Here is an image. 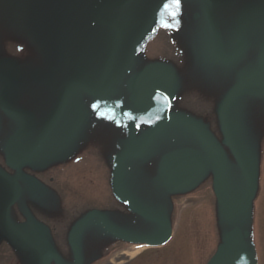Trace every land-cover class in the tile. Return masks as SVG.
Returning a JSON list of instances; mask_svg holds the SVG:
<instances>
[{"label": "rangeland", "instance_id": "rangeland-1", "mask_svg": "<svg viewBox=\"0 0 264 264\" xmlns=\"http://www.w3.org/2000/svg\"><path fill=\"white\" fill-rule=\"evenodd\" d=\"M15 1V0H13ZM97 0H93L95 2ZM151 0H146L145 3L150 2ZM247 1H250L251 3H258L260 0H224L225 6L215 11V17L217 21V16L220 12L225 11L226 9H229L232 11V14L236 13L238 10H240V7L247 3ZM10 2V0H9ZM190 2H188L189 4ZM84 10L88 11V15L86 17L82 18V21L80 22L81 25H85L89 21V13L90 9L88 6L83 7ZM91 8V7H90ZM41 9V8H39ZM89 9V10H88ZM65 10V9H64ZM63 10V11H64ZM14 12V11H13ZM105 12V9L102 13ZM120 13V11H119ZM129 13L126 15L125 18L135 17L136 11H134V15L131 14V12L128 10ZM118 20L119 21H125L120 18V15L118 14ZM136 21V20H135ZM27 22V21H26ZM73 22V20H72ZM19 23V21H18ZM18 23L16 20L10 15L9 13H6L5 16H2V9L0 7V56H10L13 58H17L19 60L27 61L31 58L29 52V47L27 46V43L25 40L28 38L27 36H24L22 34L23 31H20L21 28L18 26ZM40 23L42 26L45 25L46 19L43 18L40 19ZM218 23V21H217ZM40 26V25H39ZM40 26V27H42ZM220 26V35L222 40V53L228 54V50L231 46L230 43V34L223 31V26L219 23ZM27 28L28 24H27ZM82 28V26H81ZM90 28V33L97 32V28L88 27ZM88 30H86V33ZM21 33V34H20ZM31 33V31H30ZM94 34V33H93ZM22 35L24 37H22ZM171 37L175 38L173 41L169 42L162 38V32L159 33L158 36L153 37L143 44L142 47L139 50V53L141 57L143 58H154V59H161L165 61L167 64L170 65L175 70L176 77L181 79L180 83V93L182 91H185V101L179 108L181 111L180 113L184 114L186 113L187 116L192 117L194 119L199 120L200 124L202 125V129L204 131H207L208 128H210V132L212 134H217V127H219V130L221 132L220 124L218 122V116L215 114L214 107H212V101H217L220 99V97L228 90L232 88V84L235 81V78L233 77H222L220 72H216L215 67H212L209 71H205L203 66L206 64L207 58L202 57V52H204V49L201 44L195 43L193 41H188L187 37H179L175 33L171 34ZM36 38L40 40L42 43L45 44L43 39L49 40L45 34L40 31L39 35H36ZM82 45H80L77 49L80 51L81 49L87 50H93L98 55H104L107 53L109 47L106 49V47L101 46L103 42L100 40L95 41L94 43L89 46V43L91 39L86 37L83 38ZM264 41V37H252L251 44L258 45L260 42ZM76 42V41H75ZM63 43V42H62ZM97 43L99 45H97ZM111 43V42H110ZM214 43L213 50H211L209 55H216L218 46L216 42ZM50 44V43H49ZM86 44L88 46L83 47ZM251 44L246 45L242 39V50L241 53L244 51L242 55L244 57H247L253 53H258L260 50L259 47L252 48L254 46H251ZM64 45V44H63ZM64 48V46L62 47ZM199 48V50H198ZM67 55H74L76 54L74 51L66 50ZM79 53V52H78ZM87 53V52H86ZM80 54V53H79ZM255 59H258L257 56H254ZM21 60V61H22ZM205 60V61H204ZM215 65V63H214ZM217 66V71H219V68L221 66ZM202 72V76L199 75L197 72ZM185 72L189 76H184ZM25 73V72H24ZM237 74V73H236ZM197 80V81H196ZM264 81V78L262 79ZM33 85V84H32ZM191 98V99H190ZM190 100L192 102H190ZM32 101L37 102V98L34 96L32 98ZM38 103V102H37ZM125 100H121V104L123 105L124 109L128 108L129 104L128 102L125 103ZM193 105V107H192ZM214 106V105H213ZM215 114V115H214ZM245 118H248V116H244ZM217 120V122L215 120ZM259 125L255 126L254 131L257 132V143L258 149L261 153V165L264 166V115L260 118V123L257 122ZM242 125H245L242 121ZM189 130L190 137L192 138L193 146L199 147L201 143L198 140V134L193 129ZM157 139V138H155ZM245 153H247L250 156H253L255 154V150L249 148L245 149L241 147ZM166 147L165 145H159L155 146L154 148H150L146 150L145 153V159L143 162V168L146 173L149 174V169H157L159 167V163L161 158L165 155ZM236 169V168H235ZM229 174L235 173L236 171H233V169L230 168ZM237 170V169H236ZM255 170V168L253 169ZM251 172V171H250ZM258 173V179L259 183L262 186V191H264V167L262 169H257ZM145 177V183L147 185H143L141 182L140 185L138 181L130 178V182H133L134 184H137V188L134 192L138 198L141 197V195H144L137 203H133L134 206H136L139 211L154 219H162L164 217H167L165 222L167 225L172 226L173 223L174 229L171 232L170 239L171 242L167 245L156 248V249H146L140 253L137 251L136 246L133 244H128L127 251L124 253H121L120 250H118L121 247L120 243L114 244L111 243V245H107L102 243L100 247H97L96 252H103L105 248H109L113 251L111 253V256L102 258L101 260L97 261L96 264H206L207 260L210 258L212 253L215 250V246L217 242L219 241L220 237V230L222 227L226 226L227 228L230 227V221L227 220L221 227L219 226V230L217 231L216 228H214V223L212 222L213 215L210 211H213L216 209L215 206L211 208L213 203V198L210 191V182L208 176H206V179L199 185L197 188L183 192V193H175V195L171 196L170 202H172V207L170 208L171 211L169 212L166 208L167 204L169 203L166 201L164 196H169L170 191L166 189H160V186H153L154 189H145V187H152L151 182L154 183V180L152 178H148L147 175ZM150 183H149V181ZM65 187L61 189V197H62V204L61 209L64 214L67 215H76L78 212L74 205H71L69 202H67V199L69 197L68 194V187L66 185V181H64ZM242 180H240V184H242ZM157 184V182H156ZM0 189H4L3 183L0 182ZM150 193V194H149ZM262 199V201H261ZM260 199L259 206L257 210L255 211V221H253V227L256 228V231H259V228H262L261 231H259V235L253 236V247H255L256 252V261L257 264H264V194L262 195V198ZM98 205H103L102 202H97ZM108 207H111L113 210V214L118 215L119 217L123 213V209L121 206H118L116 202L113 200H110L107 202ZM211 208V209H210ZM137 209V210H138ZM165 211V212H164ZM213 213V212H212ZM163 221V220H162ZM229 223V224H228ZM247 223V222H246ZM128 224L135 225L137 224L135 218L129 217ZM214 228V229H213ZM163 231L164 227L161 228ZM219 232V235H218ZM132 233V232H129ZM136 234L141 239H147L149 237H153L149 232L141 231L140 229L138 232L133 233ZM97 245L98 242H97ZM119 245V246H117ZM90 255H86V257H89ZM92 256V255H91ZM111 259V261H109Z\"/></svg>", "mask_w": 264, "mask_h": 264}, {"label": "flooded vegetation", "instance_id": "flooded-vegetation-1", "mask_svg": "<svg viewBox=\"0 0 264 264\" xmlns=\"http://www.w3.org/2000/svg\"><path fill=\"white\" fill-rule=\"evenodd\" d=\"M73 111V121L70 118L72 116L71 113H65L63 119L60 122L58 121L53 127V132L47 135L37 148L32 150V157L29 160L31 166L26 167V170L24 169V172H21V174L17 172L13 174V171H11V176L18 181L20 186V194L16 204L9 210L8 218L10 222L12 225H18L26 223L29 219L30 222H28V224H31V218L35 216L37 221L41 224L44 223L43 225L49 228L51 232L50 236L49 233L45 235L44 232L46 230L43 227H41V230H27V228L16 229L14 226L13 234L22 243H31L34 239L36 244L44 245V239L47 241L52 239V246L57 248L58 243L56 239L62 238L63 236L62 228H58L55 225H48V190L50 187L55 188L51 185L54 184L52 183L54 178L48 175L50 171L55 172L58 177L63 175V169H65V166H70V159H73L72 170L75 178L74 184L79 194L78 203L75 205L76 210H78L82 202L85 204L95 202L97 191H101L108 187L107 181L105 183H97L95 181L97 174L106 175V173L111 170L110 167L105 165V163H107L106 158L104 162V160L99 161L97 157V126L95 124V118L90 117L92 113L89 110L86 112L87 118H84V113L81 111L79 97L77 95L74 97ZM42 117L43 116L35 117L28 131L16 140L13 148L14 152H19L18 149H20L19 156L25 155L21 153H27L38 138L45 124V119H41ZM69 121H72V123L68 126ZM17 127L18 125L11 120L3 124L0 123V156L4 155L3 149L6 141L9 136L16 131ZM111 128L110 126V129ZM71 136L74 138V143L71 147L67 148L64 142ZM112 143L110 141L109 146L106 144L107 148L111 147L110 149H112ZM101 147L103 146L101 145ZM12 151L13 149L11 152ZM65 157L67 158L65 159ZM49 159H52L51 165ZM99 162L100 166H97ZM121 170L126 173L127 168H122ZM29 175L33 177L30 178ZM34 177H36L35 180L33 179ZM56 185L59 187L60 183L57 182ZM80 212H78L77 216L81 214ZM39 241H42L43 244ZM2 244L3 246H0V264H30L29 254H23L26 259L24 263L17 259L16 250L4 245L6 244L5 241L2 242Z\"/></svg>", "mask_w": 264, "mask_h": 264}, {"label": "water", "instance_id": "water-1", "mask_svg": "<svg viewBox=\"0 0 264 264\" xmlns=\"http://www.w3.org/2000/svg\"><path fill=\"white\" fill-rule=\"evenodd\" d=\"M128 0H125L124 2H119V3H101L99 4L94 12V16L96 17V11L99 7H107V6H121L124 3H126ZM210 2H214V0H210ZM105 23V22H104ZM107 25H110L108 23H105ZM118 30V29H117ZM122 35L119 34V38L115 43V46L113 47L110 56L113 55L116 47L118 46L120 40H121ZM9 61V60H0V64ZM166 69H164L161 66H152L149 67L144 76L140 79V81L135 85L134 87V92H133V100L141 106H144L148 109H153L155 108L159 102L157 103H151V102H145L141 99H144V97H141V90L144 89V87H147L148 83L152 80V77L163 74L166 79V81L170 80V76L166 73ZM16 74V70L14 69L11 76L9 77L7 83L5 84V87L3 88L1 94H0V106L7 110V111H15L18 112L17 110H13L9 108L8 106L4 105L2 102V96L5 93V91L8 89L10 84L12 83L14 77ZM75 81L81 83L79 80L76 78H73ZM82 85V84H81ZM101 86V83H100ZM169 82L166 84V90L165 94L162 95L165 97L169 96ZM66 88V84H65ZM66 91V89H65ZM149 94V92H148ZM65 98V94L63 97V100L61 102V105L63 104ZM148 100L149 99H146ZM180 163H187V164H192V166H189V169H180L178 165ZM204 163L200 157H196L194 155H189V154H179L175 155L173 157H170L166 159L163 163V169L166 172V181L175 187H179L180 185H184L191 180H193L203 169ZM1 177L8 179L7 176L0 174ZM12 203V201L6 203L3 207L0 208V212L5 209L7 206H9ZM6 234L8 236V239L11 240V236L8 233L7 229L5 228ZM248 232H241V230L238 227L233 228L232 230L228 231L224 237H223V243L218 246L215 254L213 257L210 259L208 264H252V260L250 257V253L247 250L244 238L247 237Z\"/></svg>", "mask_w": 264, "mask_h": 264}, {"label": "snow or ice", "instance_id": "snow-or-ice-1", "mask_svg": "<svg viewBox=\"0 0 264 264\" xmlns=\"http://www.w3.org/2000/svg\"><path fill=\"white\" fill-rule=\"evenodd\" d=\"M174 3L176 4H179L180 3V0H174ZM164 7L166 8L167 7V3H165ZM175 15V13H173V16ZM95 107V105H94Z\"/></svg>", "mask_w": 264, "mask_h": 264}]
</instances>
